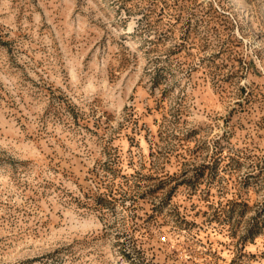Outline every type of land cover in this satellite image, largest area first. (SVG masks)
Wrapping results in <instances>:
<instances>
[{"label":"rangeland","instance_id":"374dc122","mask_svg":"<svg viewBox=\"0 0 264 264\" xmlns=\"http://www.w3.org/2000/svg\"><path fill=\"white\" fill-rule=\"evenodd\" d=\"M0 264H264V0H0Z\"/></svg>","mask_w":264,"mask_h":264}]
</instances>
